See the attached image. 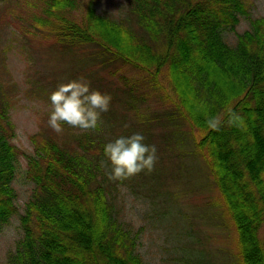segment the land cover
<instances>
[{
	"label": "trees",
	"instance_id": "1",
	"mask_svg": "<svg viewBox=\"0 0 264 264\" xmlns=\"http://www.w3.org/2000/svg\"><path fill=\"white\" fill-rule=\"evenodd\" d=\"M17 3L27 8L29 24L31 19L37 22L28 31L49 29L62 56L72 58L81 46L98 47L107 60L121 59L144 73L158 90L164 88L160 76L168 77L175 98L172 108L158 113V124L175 126L167 131H176L177 125L190 127V153L205 163L226 210L227 222L221 224L233 235L231 250L221 248L222 256L213 264H259L258 257L264 264V16L252 13L249 0H130L144 31L140 35L122 20L98 12L93 3L82 18L64 16L76 8V0ZM243 19L248 27L239 31ZM228 30L236 34L234 43L225 36ZM1 66L0 229L17 214L23 229L6 264H149L137 248L141 227L123 218L119 204L121 185L136 175L110 180V162L107 167L101 162L107 161L104 146L109 141L133 133L146 136L145 141L156 135L155 126L145 127L150 117L142 120L148 121L145 125L132 124L131 132L115 138L102 121L86 132L67 124L60 134L44 127L31 135L34 148L27 152L13 141L11 93L17 94V83ZM73 72L89 80L93 89L111 94V85L101 76L91 78L74 70L66 79L52 82L54 90ZM130 85L132 98L140 100L141 88ZM43 90L50 92L46 86ZM106 119L112 128L113 120ZM21 153L34 187L20 213L13 181ZM186 161L187 156L184 165ZM163 174L164 165L153 172L152 181ZM229 251L233 259L226 257Z\"/></svg>",
	"mask_w": 264,
	"mask_h": 264
},
{
	"label": "rangeland",
	"instance_id": "2",
	"mask_svg": "<svg viewBox=\"0 0 264 264\" xmlns=\"http://www.w3.org/2000/svg\"><path fill=\"white\" fill-rule=\"evenodd\" d=\"M76 2V8L64 12V16L82 18L93 3L98 12L122 20L138 35L141 31L144 33L131 11L130 0ZM21 5L17 0H0V64L8 71L11 82L17 83V94L11 93L10 116L15 124L13 141L23 150L32 152L33 133L44 127H48L49 132H55L48 125L49 115H45L52 110L50 94L54 91L52 82L56 79H66L71 70L91 78L101 76V81L111 85L108 87L111 91L110 103L114 99L106 111L108 116L101 114L103 126L110 135L115 138L120 132H131L128 129L132 128V124L142 126L148 121L145 127L152 125L157 131L156 135L144 141L156 146L155 168L151 172H140L130 183L122 184L119 192L123 218L134 227H141L137 247L140 254L149 264H213L222 256L221 248L231 250L233 243L230 233L221 224L226 218V210L219 204V190L205 163L190 153L194 146L190 127L177 125L176 131H167L175 126L167 122L158 124V113L172 108L171 100L175 98L168 77L163 74L160 76V86L164 88L158 90L151 83L149 85L144 73L124 64L121 59L107 60L106 54H99L102 50L98 47L81 46L72 53V58L62 56L58 52L61 50L58 40L48 36L49 29L43 26L37 28L38 32L28 31V26L37 22L31 19L29 24L27 8ZM249 7L255 16H264V0H249ZM247 27L248 22L243 19L238 30ZM225 36L231 43L236 40L232 30L226 31ZM81 52L84 55L80 59ZM72 74L71 79L74 76L81 77L78 73ZM40 79L42 83H38ZM127 83L139 85L142 91L140 100L132 98L128 90L131 85ZM45 86L50 92L43 90ZM102 92L107 93L106 90ZM148 116L150 120L142 122ZM107 117H111L114 122L112 128L108 127L111 123ZM119 119L124 124L119 123ZM134 120L137 121L133 123ZM159 133L167 136H158ZM163 165L164 174L154 183L153 172L160 170ZM184 174L187 179L182 176ZM13 184L21 213L34 187V182L27 177V158L22 153ZM211 201L214 202L212 205ZM22 235L23 229L17 214L0 229V264H6L8 252ZM215 249L221 252H215ZM226 257L233 259L230 251ZM258 263L263 264L259 257Z\"/></svg>",
	"mask_w": 264,
	"mask_h": 264
},
{
	"label": "clouds",
	"instance_id": "3",
	"mask_svg": "<svg viewBox=\"0 0 264 264\" xmlns=\"http://www.w3.org/2000/svg\"><path fill=\"white\" fill-rule=\"evenodd\" d=\"M111 96L93 89L91 82L81 76L58 84L50 94L52 110L48 125L57 134L63 132V124L79 128L82 132L95 130L101 122V114L108 111ZM141 133L120 136L104 146L107 161L101 166L110 169V180L122 181L147 170L151 172L157 161L156 146L144 143Z\"/></svg>",
	"mask_w": 264,
	"mask_h": 264
},
{
	"label": "bare ground",
	"instance_id": "4",
	"mask_svg": "<svg viewBox=\"0 0 264 264\" xmlns=\"http://www.w3.org/2000/svg\"><path fill=\"white\" fill-rule=\"evenodd\" d=\"M224 33H226V31L224 32ZM225 214V213H224ZM225 217L226 218H224V221H226L227 222V216H226V214H225ZM228 225V224H227ZM226 231H227V233H230V240H231V242H233V240H232V236L233 235H231V232H230V229L227 227V226H222ZM236 242V241H235Z\"/></svg>",
	"mask_w": 264,
	"mask_h": 264
}]
</instances>
